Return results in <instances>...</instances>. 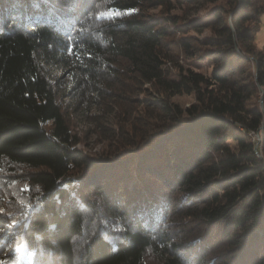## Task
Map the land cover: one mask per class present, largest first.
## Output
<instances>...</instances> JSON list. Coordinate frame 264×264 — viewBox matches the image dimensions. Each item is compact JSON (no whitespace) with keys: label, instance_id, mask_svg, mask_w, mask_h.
Masks as SVG:
<instances>
[{"label":"trees","instance_id":"trees-1","mask_svg":"<svg viewBox=\"0 0 264 264\" xmlns=\"http://www.w3.org/2000/svg\"><path fill=\"white\" fill-rule=\"evenodd\" d=\"M226 2L203 20L172 0H0V198L14 214L0 264H264V6ZM57 70L78 106L114 110L122 145L107 160L76 147ZM135 88L155 120L134 114ZM169 209L191 235L170 230Z\"/></svg>","mask_w":264,"mask_h":264},{"label":"rangeland","instance_id":"rangeland-1","mask_svg":"<svg viewBox=\"0 0 264 264\" xmlns=\"http://www.w3.org/2000/svg\"><path fill=\"white\" fill-rule=\"evenodd\" d=\"M173 3H177V7L172 9L171 12L172 13H178V14H182L184 16H189V18H199V19H207L210 15V13L212 12L213 8L217 5H222L224 8H228L229 5L227 4L226 0H217V1H206V0H200V1H195V2H191V1H187V0H181L182 3H179L178 1L180 0H172ZM252 3H254L253 6H256V8H261L262 6H264V0H252ZM158 10V9H157ZM230 20V19H229ZM257 32H256V37H255V45L256 48L259 50H262L264 47V12L261 15V19H260V25L257 28ZM179 34V33H178ZM191 35L197 36L200 39H204L206 37H209L212 32L211 29H205L203 32L201 33H197L194 31L190 32ZM181 62L185 63L184 60H182ZM55 73L61 78V86L62 89H67L69 88V86H72V88L70 89V91H66L64 93L63 96L60 97L61 102H63V107L65 108L64 110L66 111L67 115L69 116V122L71 123V128L73 129L74 132H76V136L80 139V141H78L76 147H78V149H81V151L84 154L90 155V156H94L96 158L99 159H105L107 160V158H110V155L118 148V146L121 149V145H122V135L119 136V134H116V132H118L121 128L118 127L117 125H115V122H113V117L112 114H108L106 113L107 111H110L111 108L110 105H104V106H96L93 104L88 103L86 106L84 105L82 106H78L77 105V101L73 98H71V94L74 92L75 87L77 86V84H71V79L70 76L61 70H57L55 71ZM148 86V85H146ZM128 95L131 96V98L133 99V104H134V114L137 115H141V116H146V114L149 111V108L147 105H143L144 104V97H146V92L144 91V89H139V88H135L133 91H131V93H129ZM171 100L175 103H178L180 106L182 107H186L189 106L191 103H193L196 99H195V95L194 94H178L175 95L171 98ZM129 106V102L127 107ZM116 107V106H115ZM82 109L84 110V114L83 117H78L79 114H81ZM88 109H91L90 112H88ZM118 109V107L115 108V110ZM119 110H121V108H119ZM106 111V112H105ZM114 110H111V112H113ZM153 109L150 108L149 114L147 115L148 118H150V120H155L154 117H152L153 115H151L150 112H152ZM129 111H126V114ZM153 114V113H152ZM120 115H122V113H120ZM100 118V121H98L96 118ZM125 116V115H124ZM124 118V117H123ZM128 128V127H127ZM130 129V128H128ZM127 130L126 127L124 129V131ZM128 136V139L131 138L132 134H126ZM261 138V136L259 135V139ZM124 143V141H123ZM128 147V145H127ZM127 147H124L123 149L125 150ZM113 148H115L113 151H111ZM129 150V149H128ZM123 151V152H127ZM131 151V150H129ZM111 152V153H110ZM117 164V163H115ZM80 170H84L83 168H80ZM90 169H86L82 172H80V179L77 180H83L85 177H87L86 172L89 171ZM22 171L19 170L17 171V175L21 173ZM5 173V172H4ZM4 173H2L0 176H6V177H10V175H4ZM23 177V175H21ZM10 180V179H9ZM23 181V180H22ZM133 180H130V182ZM82 182V181H81ZM4 184V182H2ZM9 194L12 195L13 197H17V201H18V196L20 194H16L15 192L17 191V193H20V189H23L24 185L20 184V180H11L9 182ZM2 184V185H3ZM132 184V182H131ZM0 185H1V181H0ZM131 186V185H130ZM168 196H173L172 192L168 193ZM179 197V196H178ZM19 198H25L24 194L21 195V197L19 196ZM0 219H2L4 216H7L8 218L12 217L14 214L11 212L12 206L10 202H7L8 199L3 200V198H0ZM92 199L94 202V205H97V208L99 209V212L102 215H106L109 220L113 221L116 220V218H122L123 213L118 214V216L116 218H112L113 216L110 215L109 209L107 206L104 205L103 200H102V196L100 192H93L92 193ZM178 199V198H177ZM94 217L95 219L93 220H97L99 217V213L97 211L94 210ZM169 228L172 231L177 232L179 238L180 236H185V235H191V231H182L181 228L184 227V225L179 224V215L180 213L178 212H173L171 209H169ZM89 216H91L90 220H92L93 215L90 213ZM5 218V217H4ZM101 220V218H100ZM106 219H103V221L105 222ZM186 222V221H183ZM106 223H108V220H106ZM188 224V222L186 223ZM188 226V225H187ZM11 230V229H10ZM194 232V231H193ZM192 232V234H193ZM24 240V239H23ZM25 241V240H24ZM22 241L21 244L19 243V245L17 246V248L19 249V256L21 257V259L25 262H28L29 259L25 253V250H27V243L26 241L24 242ZM14 250V249H12ZM148 264H158V260L157 257L155 255H153L152 253L148 255Z\"/></svg>","mask_w":264,"mask_h":264},{"label":"snow or ice","instance_id":"snow-or-ice-1","mask_svg":"<svg viewBox=\"0 0 264 264\" xmlns=\"http://www.w3.org/2000/svg\"><path fill=\"white\" fill-rule=\"evenodd\" d=\"M25 190H30V189H27V188H26Z\"/></svg>","mask_w":264,"mask_h":264}]
</instances>
